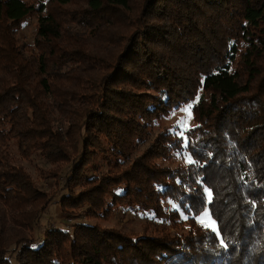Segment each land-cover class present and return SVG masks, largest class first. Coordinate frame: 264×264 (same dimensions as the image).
<instances>
[{"label": "trees", "instance_id": "obj_1", "mask_svg": "<svg viewBox=\"0 0 264 264\" xmlns=\"http://www.w3.org/2000/svg\"><path fill=\"white\" fill-rule=\"evenodd\" d=\"M30 18L34 48L21 39ZM185 107L194 126L151 140L162 117ZM13 143L21 159L47 160L46 178L71 167L65 216L137 207L174 231L134 237L79 223L47 229L38 244L53 196ZM206 211L218 231L199 222ZM13 256L264 264V0H0V264Z\"/></svg>", "mask_w": 264, "mask_h": 264}, {"label": "rangeland", "instance_id": "obj_2", "mask_svg": "<svg viewBox=\"0 0 264 264\" xmlns=\"http://www.w3.org/2000/svg\"><path fill=\"white\" fill-rule=\"evenodd\" d=\"M32 4H39L41 2H45V0H25ZM38 18H30L28 19L21 33V39L28 44L30 48H34V38L37 31ZM191 108V107H190ZM189 107H185L179 111L173 112L170 116L162 117V119L157 122L153 128L151 140H153L159 133L163 130L167 129L170 131H187L190 127L195 125L194 116L191 108V116L187 111ZM12 148L15 151V156L18 162L26 168V170L32 175L34 180L36 181L39 188L47 191V193L53 196L52 202L47 209V211L41 216L37 228L33 234V237L40 244L43 240L44 233L47 229L50 228H62L68 229L72 231L71 226L79 223H87V224H99L104 228H115L120 230L121 232L134 236L140 237L144 234L150 235H159L162 231H174L169 224H163L162 222L156 220L153 217V214L146 212L140 208L134 207H122L113 213L108 219L99 218V219H91L86 218V216L82 215L80 217H67L65 216L60 209V202L64 196L68 194V191L64 188L66 184V177L71 170L70 166H67L64 171L61 173L58 181H55L51 178H46L43 176L45 172L48 171L52 166L40 155L33 156L30 160H23L17 154L16 146L13 143ZM146 148V146L140 145L138 146V150L135 152L134 156H138L142 153V151ZM113 162H115L113 160ZM97 165L99 166L100 173H107L108 167L105 163L98 159ZM170 167H175L179 165V160L175 159L174 163L165 162ZM89 175H92V171L89 170ZM79 190V189H78ZM115 191L121 193V191L114 189ZM113 190V191H114ZM111 202V199H108ZM166 206V204H165ZM86 211V210H85ZM75 216L77 214H84L83 210H74L71 211ZM12 264H17L15 260V256L11 258Z\"/></svg>", "mask_w": 264, "mask_h": 264}, {"label": "snow or ice", "instance_id": "obj_3", "mask_svg": "<svg viewBox=\"0 0 264 264\" xmlns=\"http://www.w3.org/2000/svg\"><path fill=\"white\" fill-rule=\"evenodd\" d=\"M189 116H191V108L189 107V109H187ZM189 162L191 163L192 161L189 160ZM205 191H207L208 193V200L209 202L212 201V192L211 190L206 189ZM199 222H201L202 224H204L205 227H209L211 228L213 231H218V229L216 228V222L214 220L211 219V214L209 212H205L202 214V217L198 218Z\"/></svg>", "mask_w": 264, "mask_h": 264}]
</instances>
